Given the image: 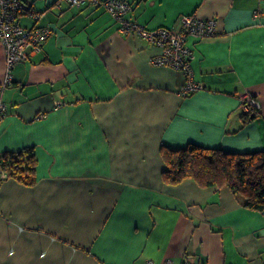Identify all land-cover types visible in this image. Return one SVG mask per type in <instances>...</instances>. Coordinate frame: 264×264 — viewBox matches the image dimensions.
Here are the masks:
<instances>
[{
  "label": "crops",
  "instance_id": "crops-1",
  "mask_svg": "<svg viewBox=\"0 0 264 264\" xmlns=\"http://www.w3.org/2000/svg\"><path fill=\"white\" fill-rule=\"evenodd\" d=\"M22 1L20 24L52 33L3 89L0 42V153L34 147L38 160L33 185L0 186V264H264V211L227 186L165 182L161 155L264 149V0H126L149 29L216 19V37L187 40L202 88L186 97L185 74L155 65L161 48L103 6Z\"/></svg>",
  "mask_w": 264,
  "mask_h": 264
},
{
  "label": "built area",
  "instance_id": "built-area-1",
  "mask_svg": "<svg viewBox=\"0 0 264 264\" xmlns=\"http://www.w3.org/2000/svg\"><path fill=\"white\" fill-rule=\"evenodd\" d=\"M78 8L90 5H101L112 15L119 24L121 31L145 38L161 48L162 52L156 55L152 62L155 65L168 66L180 70L185 74V82L178 88L180 95L186 97L199 91L202 86L194 77L191 67L193 53L187 44L189 37L203 39L216 37L217 21L214 18L202 19L195 14L182 15L176 27H158L149 29L128 18L130 4L126 0H62ZM60 6V3L58 4ZM29 12L22 0H0V42L6 53V75L1 89L13 81V69L20 63L29 60L34 53L41 51L44 41L51 35L50 27H25L19 22L22 13ZM261 13L256 10L254 15ZM34 16L38 19L37 13ZM61 105V103H59ZM258 102L251 95L243 98V107L246 113L259 115ZM6 114V107L0 102V118ZM10 179L5 170L0 169V186ZM146 264H154L148 261Z\"/></svg>",
  "mask_w": 264,
  "mask_h": 264
},
{
  "label": "trees",
  "instance_id": "trees-1",
  "mask_svg": "<svg viewBox=\"0 0 264 264\" xmlns=\"http://www.w3.org/2000/svg\"><path fill=\"white\" fill-rule=\"evenodd\" d=\"M161 155L166 165L162 172L165 182L192 179L201 186H227L246 207L264 211V149L232 152L191 142L181 148L162 145ZM37 164L34 147L0 153V169L28 185L36 182Z\"/></svg>",
  "mask_w": 264,
  "mask_h": 264
}]
</instances>
